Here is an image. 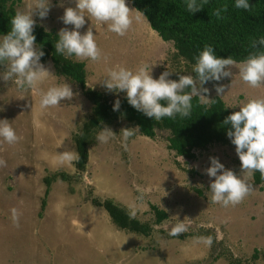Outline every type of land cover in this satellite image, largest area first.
Here are the masks:
<instances>
[{"label":"rangeland","instance_id":"obj_1","mask_svg":"<svg viewBox=\"0 0 264 264\" xmlns=\"http://www.w3.org/2000/svg\"><path fill=\"white\" fill-rule=\"evenodd\" d=\"M9 2L14 4L16 13H26L34 4V0H9ZM49 2L52 7L47 18L40 19L38 15H33L36 24L43 26L46 31H49L51 26L58 32L65 27L72 30L73 27L64 25L60 18L65 8L75 7V0H49ZM61 4L62 7L59 6ZM85 15L86 22L79 29L80 33L84 34L91 27L93 34L96 35L98 46L108 57L106 62H93L96 64V69L94 68L97 71L96 75H93L94 71L87 69L86 87L95 91L104 89L102 84L107 79L108 70L115 69L117 66L135 71L146 64L151 66L150 74L153 79H158L163 72L168 71L172 73L168 79L176 82L179 81L181 75H192L193 66L176 55L172 43L162 42L156 34H153V31L146 28L147 26L142 21L134 20L127 34L118 36L109 31L108 24L102 25L87 14ZM44 66L52 75L26 91L17 86L15 78L7 82L0 79V120H8L17 136L21 138L13 145L5 143L3 138H0V160L6 162V166H0V181L9 180L11 182H8L9 186L4 187L5 192L0 191V207L5 214L0 215V264H14L13 261L17 264H22V262L24 264H52L50 252L53 241L59 239V236L61 239L65 237L63 241L65 242L64 261L66 264H145L147 261L143 259V255L140 257L133 255L134 247L136 245L141 248L146 246V249H149L150 245L157 246L158 244L159 247L160 242L166 243L162 248L165 256L159 257V261H163L162 264H169L168 260L176 264H188L186 262L188 251L185 252V245L188 243H186V236L178 239L177 248H174L175 243L173 246L169 244V239L177 238V236L170 235L172 228L178 221L183 220L187 231L178 236L196 232L201 236L197 243L202 241L203 245L207 246L209 245L205 239L211 237V249L215 250L218 255L220 253L221 259H227L225 264L232 259L230 251L234 252L237 248L240 254L234 258V261H238L236 264L263 263L261 255L264 253L263 185H254L250 178L249 183L253 185L254 191L242 203L234 207H224L213 203L211 199L210 184L214 182V178L205 174V169L211 166L210 157L218 158L226 170H232L237 176L241 174L240 161L234 144H212L204 150L193 151V158L183 157L182 162L180 156H175L173 152L167 150L166 132H156L153 139L136 133L124 140L121 130L134 126L123 120H117L103 124L96 130L94 140L87 148L88 156L84 170L79 172L74 166L75 159L61 162L56 154L59 155L65 151L74 152L72 135L77 133L85 123L90 104L75 84L55 76L50 63ZM6 71L7 62L5 61L0 66V77ZM231 72L230 77L220 81H209L203 85L209 90L206 94L208 99L217 96L227 109L237 112L240 110L239 107L249 99L264 98V87L251 88L244 83L239 75L238 67L232 68ZM65 83L70 84L73 98L61 101V104L55 107L56 113H52L51 108L42 110L43 114L50 112L46 117L48 119L38 118L39 121L36 120L35 108L40 101L38 100L40 94L51 87ZM221 85L225 90L222 95L218 96L215 87ZM103 91L107 93L109 102L126 95L125 92H110L107 89ZM31 102L33 106L30 105ZM200 102L204 103L201 100ZM33 115L34 119L31 120ZM29 121H32L30 129L27 128ZM103 126H107L116 134L107 143H102L97 139ZM39 131L41 134L37 133ZM40 147L46 150V154H42ZM127 164H131L133 168L124 171L123 166ZM155 165L157 167H154ZM34 167L39 177L35 175L36 172L32 175ZM60 174L66 176V181L56 178L49 183L47 188L49 199L53 192L56 196L51 198L52 209L46 211L45 216L44 206L35 208V203L38 204L43 198V189L46 190L43 178L53 175L58 177ZM156 174L157 178L154 177ZM125 180L130 181L131 200L137 202V210L135 209L132 213L128 212L140 223L149 224L151 229L148 236H139L138 244L132 241L135 236L133 233H124L125 236H123L124 234L121 235L114 228L112 230L114 236L111 235L108 227L106 228L105 223L108 225V220H106L107 216L104 211L93 208L90 204L93 198L99 201L109 200L106 199L107 197L114 200L115 197L113 199L108 195L109 187L119 192L122 197L128 198L129 187L124 186ZM155 182L157 192H142L136 195L133 193L139 186H143L145 190H151L150 187ZM44 198L46 204L47 197L44 196ZM150 205L163 211L166 219L154 225ZM13 208L21 213L19 228L13 226L11 218ZM95 211H100V214L90 213ZM62 223L64 228L63 233L60 234L62 230L59 225L62 226ZM31 233L34 234L32 240L36 238L44 242V256L36 253L34 258L30 259L24 251L25 241L31 242L29 240ZM229 233L238 234V237L235 236L236 238L233 239L234 237ZM121 237H123L125 247L129 245L130 251L126 249L125 253H114L113 259H108V261L105 260V256L101 258L98 255L97 252L104 249V244L109 241L119 244ZM192 242L195 241L191 240L190 243ZM14 244H17L16 247L19 250H15V257L11 253L13 250H10ZM59 244L61 246L62 243ZM101 248V251H97ZM211 249L209 259L207 253L206 262L215 256ZM253 249H256L260 255L255 261L250 258ZM53 253L56 252L53 250ZM149 257L150 261L154 260L150 254ZM150 261L148 260V263L153 264ZM206 262L203 264H208ZM57 264H63L62 258L57 259Z\"/></svg>","mask_w":264,"mask_h":264},{"label":"clouds","instance_id":"obj_2","mask_svg":"<svg viewBox=\"0 0 264 264\" xmlns=\"http://www.w3.org/2000/svg\"><path fill=\"white\" fill-rule=\"evenodd\" d=\"M207 3L208 0H200L199 3L198 0H186V8L188 12L195 13L202 10ZM234 6L244 10H249L251 7L248 0H235ZM51 7L49 0H34L28 12L16 13L11 19V30L0 39V63L7 62V71L0 79L7 82L15 78V83L21 90L34 88L39 82L52 75L49 69L40 63L44 52L36 47V37L32 34L36 25L33 15L45 19ZM226 11L227 5H223L213 11V16L220 19L221 13ZM133 13H135L134 17ZM85 14L102 25L108 24L109 31L118 36H125L132 28L134 20L147 22L145 14L137 9L130 10L126 0H75V7L65 8L60 18L64 25H72L73 29L69 30L66 27L60 29L59 40L55 45L57 53L92 62L108 60L107 55L98 46L91 27L84 34L80 33L79 29L86 22ZM251 46L264 48V38L253 41ZM234 67L239 68V75L248 86L264 87V51L250 54L237 65L230 56L217 57L214 49L207 45L199 54L193 68L195 77L181 75L176 82L168 79L172 73L165 71L158 79H153L150 74L151 66L146 64L135 71L117 66L108 70L107 79L102 85L110 92H125L128 103L150 119L171 118L176 114L187 117L191 112L193 96L199 97L204 103L213 101L207 98L206 94L209 90L203 85L209 81H220L232 76L231 69ZM224 90L222 85L215 87L218 96L222 95ZM72 98V88L70 84L65 83L41 93L39 107L41 110L58 107L61 101ZM161 101H166L167 106H162ZM119 108L120 101L116 100L113 111H118ZM239 109L229 115L223 124L230 125L227 136L235 145L241 174L237 176L232 170H226L215 157L209 158L211 166L205 169V174L214 178V182L210 184L212 202L224 207H234L242 203L254 191L253 185L249 183L254 172H259L264 177V98L249 99ZM138 130L139 126L122 129L123 139L127 140L134 136ZM115 135L110 128L103 126L97 139L107 143ZM0 138L9 145L16 144L21 139L8 120H0ZM56 156L61 162L79 158L78 154L72 151H65ZM180 160L183 162L182 156ZM0 166H6V162L0 160ZM20 215L16 208L11 209L14 227L19 228ZM183 221L177 222L170 235L178 236L187 231ZM205 242L210 246L212 238H206Z\"/></svg>","mask_w":264,"mask_h":264},{"label":"trees","instance_id":"obj_3","mask_svg":"<svg viewBox=\"0 0 264 264\" xmlns=\"http://www.w3.org/2000/svg\"><path fill=\"white\" fill-rule=\"evenodd\" d=\"M126 2L133 9L142 11L147 18L149 29L162 42H171L176 55L193 68L206 45L214 49L217 57L230 56L237 63L244 61L254 52L264 51V48L251 46L253 41L264 38V0H248L251 6L249 10L236 8L235 0H208L204 8L195 13L188 12L186 0H126ZM13 5L9 0H0V38L11 30V19L16 15ZM223 5H227V11L222 12V18L217 19L213 16V11ZM32 34L36 37V47L44 52L40 63L43 65L50 63L55 75L75 84L91 105V113L85 123L72 135L75 153L79 157L74 160L77 171L84 170L87 146L93 142L96 130L103 124L117 120H123L134 127L139 126L138 135L148 139H153L158 131L166 132L167 150L173 152L175 156L187 159L193 158V151L204 150L212 144H232L227 136L230 125H224L223 121L235 111L227 109L219 97L213 96L209 99L213 100L212 102L204 104L198 97L193 96L191 112L187 117L176 114L171 118L150 119L134 109L126 96L116 99L120 101V108L113 111L116 100L109 102L107 93L86 87L83 64L73 61V56L66 57L56 52L55 45L59 40L57 33L53 30L45 31L35 25ZM3 63H0V66ZM192 76H196L193 69ZM166 103L161 101L162 106H167ZM56 178L66 181V176L62 174L58 177L53 175L44 178L45 194L49 183ZM251 180L254 185L262 184L264 187V177L259 172H254ZM90 203L102 208L118 230L144 237L151 231L149 224L135 220L127 210L111 200L99 201L93 198ZM40 206L41 208L44 206V200ZM149 209L153 214L154 225L166 219L163 211L152 205ZM258 253L253 249L250 258L255 261ZM261 255L264 264V253Z\"/></svg>","mask_w":264,"mask_h":264},{"label":"crops","instance_id":"obj_4","mask_svg":"<svg viewBox=\"0 0 264 264\" xmlns=\"http://www.w3.org/2000/svg\"><path fill=\"white\" fill-rule=\"evenodd\" d=\"M126 5L130 8V10L131 9H133L131 6H130V4L129 3H127L126 2ZM135 16V13H133V17ZM143 22V21H142ZM144 23V25L145 26H147L146 28H148V30L149 31H151L150 29H149V27H148V24H147V22H143ZM134 24V23H133ZM37 26H39V27H41L43 30H45L44 29V27L43 26H41V25H39V24H36ZM72 26V25H71ZM73 27V26H72ZM73 29V28H72ZM49 30H53L55 33H59L58 31H56V29H54V28H52V26H51V28L49 29ZM46 31V30H45ZM153 34H155V33H153ZM154 45V44H153ZM72 59H73V61H76V62H81L82 64H83V67H84V72H85V81H86V76H88L87 75V73H88V71H87V69H90V71L91 72H93V75H96L97 74V71L95 70L96 69V64L95 63H93L92 61H90V60H80V59H78V58H76L75 56H73L72 57ZM108 61V60H107ZM91 66H92V69H91ZM95 68V69H94ZM53 73H54V71H53ZM55 74V73H54ZM56 76V75H55ZM58 77V76H57ZM58 78H60V79H63L64 80V78H61V77H58ZM65 81H66V79H65ZM106 88H104V89H102V90H100V92H104L103 90H105ZM124 96H126V95H124ZM85 99V98H84ZM38 100H40V99H38ZM39 102V101H38ZM89 103V102H88ZM90 104V103H89ZM31 106H33L32 105V102H31V104H30ZM37 107L35 108V110L37 111V114L35 115V116H37V118H35L36 120H38L39 121V119H48V118H46V117H48L49 116V113L47 114V113H45V114H43V112H42V110L40 109V107H39V103H38V105H36ZM56 108L55 107H52L51 108V112L53 113V112H55L56 113V110H55ZM32 110L34 111V108H32ZM90 113H91V105H90V111H89V114H88V116L90 115ZM34 115H33V117H31V120L32 119H34ZM39 118V119H38ZM88 118V117H87ZM86 118V119H87ZM43 121V120H42ZM86 121V120H85ZM31 124H32V121H29L28 123H27V128H29L30 129V126H31ZM26 128V129H27ZM28 130V129H27ZM36 131V130H35ZM38 131V130H37ZM37 133H39V134H41L40 133V131L39 132H37ZM73 143V142H72ZM32 145V144H31ZM74 145V144H73ZM74 147V146H73ZM87 148H88V146H87ZM40 151L42 152V154L44 155V154H46V150L44 149V148H42V147H40ZM74 153H75V148H74ZM87 156H88V154H87ZM87 161V160H86ZM86 164V163H85ZM123 167H125L124 168V171H127V170H131V168H133L132 167V165L131 164H127V165H124ZM154 167H157L156 165L154 166ZM143 170H145V169H143ZM155 171L157 172V169L155 168ZM34 172H36V168L34 167V170H33V172H32V175L34 174ZM37 174V172L35 173V175ZM36 176H38L39 177V175H36ZM45 176H47V175H45ZM154 177H156L157 178V174L156 175H154ZM49 178V177H48ZM44 179V178H43ZM5 182V184H3ZM8 182L9 183H11L9 180L7 181H0V191H3V192H5L6 190H5V188L4 187H7V186H9V184H8ZM154 182V181H153ZM157 182V181H156ZM155 182V184H153L150 188H151V190H145V188L143 187V186H139L138 188H134L135 190H134V194L136 195V194H140V193H142V192H145V193H148V192H150V193H152V192H154V191H156L157 192V183ZM7 183V184H6ZM125 184H124V186H127V187H129V189H128V198H124V197H122V195L121 194H119V192H117V191H114V189L113 188H110L109 187V189H110V192H108V195L109 196H111V197H113V199H114V197H115V201L114 200H112V198H106V199H109V200H111L113 203H115L116 205H118L119 207H121V208H123V209H125V210H127V211H129V212H133L137 207H136V201H134V200H131V198H130V186H129V183H130V181H127V180H125V182H124ZM44 188H46L45 186H44ZM112 190V191H111ZM45 189H43V191H42V193H43V198H42V200H44V209H45V212H44V215L46 216V211H51V209H52V204L50 203L51 202V198H54V196H56V193H54L53 192V195L51 196V198L49 199V196L50 195H48V191L46 192V194H45ZM113 192V193H112ZM48 195V196H47ZM44 196L45 197H47V199H46V204H45V198H44ZM41 200V201H42ZM1 201V200H0ZM41 201L38 203V204H36L35 203V208H36V206H40L41 205ZM49 202V203H48ZM91 204V203H90ZM63 206H65V205H63ZM91 206H93L92 204H91ZM47 207V208H46ZM95 206H93V208H94ZM95 208H97V209H101V210H103L102 208H100V207H95ZM137 210V209H136ZM65 211V210H64ZM104 211V210H103ZM69 213V212H68ZM90 213H95L96 215H99L100 214V211H95V212H90ZM104 213L106 214V220H108L107 222H108V225H107V223H105L106 224V228L108 227V232H110L111 233V235H113V233H112V230L115 228L116 230H118L112 223H111V221H110V219H109V217H108V215H107V213L104 211ZM67 213H65V215H66ZM0 215H5L4 214V212H3V210H2V208L0 207ZM35 215V214H34ZM65 223V222H64ZM60 226V228H61V230H62V232H60V234H62L63 233V228H64V225H63V223H62V226L61 225H59ZM200 231H202L201 229H199ZM119 232H120V234L121 235H123L124 233H130V232H127V231H121V230H118ZM199 231V232H200ZM33 233H34V231H33ZM33 233H31V238H29V240L31 241V242H26L25 240V245H23V247H24V251H26L27 252V254H28V257L31 259V257L32 258H34V256H35V254L36 253H38L40 256H44L45 255V252H44V250H43V244H44V242H41L40 240H38V239H36V238H34L33 240H32V236H34V234ZM134 234V233H133ZM135 236H134V238L132 239V241H136L135 243H137V241L139 242L140 241V239H139V236H141V235H138V234H134ZM138 237H137V236ZM186 235V249H185V252L186 251H188V252H186V262L189 264H194V263H202L203 264V262H206L205 260H207V253H208V259H209V250L212 248L211 246H207L206 244L205 245H203V242L202 241H200L199 243H197V241L199 240L198 238H200L201 236L198 234V233H196V232H193V233H186L185 234ZM229 235L230 236H232V237H234L233 239H235L236 237L235 236H237L238 237V234H235V233H229ZM114 236V235H113ZM123 236H125V234L123 235ZM44 237H47V235H44ZM142 237H144V236H142ZM63 238L65 239V237H62V239H61V237L59 236V239H57V240H55V241H53V239H52V241H53V246H52V251L50 252V257H51V262H52V264H57V259H59V258H62V260H63V264H66V262L64 261V249H65V247H64V244H65V242L63 241ZM122 238V240L120 241L119 240V244H115L113 241H109L108 243H106V244H104V249L102 250V248L101 249H98L97 251H101V252H97V253H99L98 255L102 258L103 256H105L104 258H105V260L106 261H108V259H113V257H114V253H117V252H119V253H121V252H123V253H125V251H126V249L128 250V251H130L128 248H129V245H126V247H125V245H124V240H123V237H121ZM10 239H11V237H10ZM118 239H119V237H118ZM62 240V241H61ZM170 240V241H169ZM169 240H165V241H169V244H170V246H173L174 245V243L176 244L175 245V247L174 248H177L178 247V238H171V239H169ZM195 241V242H192V243H190V241ZM62 243L61 244V246H60V244L59 243ZM128 244V243H127ZM138 244V243H137ZM165 244L166 243H162V242H160L159 243V247H158V244H157V246H155V245H150V247H149V249H146V246L144 247H140V246H138V245H136L135 247H134V250H133V255H135V256H137V257H140L141 255H143V259H146V261H147V263H145V264H150V263H148V260L150 261V257H149V254L151 255V257H154L153 259L154 260H152V261H150V262H153V264L155 263V262H157V264H162L163 263V261H159V257H161V258H163L165 255L162 253V248H164V246H165ZM16 245L17 244H14V246H13V248L11 247L10 248V250H13V252H11L12 253V256H16V252H15V250H17V251H19L18 249H17V247H16ZM158 247V248H157ZM198 247H200V248H198ZM182 248H184V247H182ZM154 249V250H153ZM53 250L56 252V253H53ZM139 250H141V251H139ZM183 250V249H182ZM212 250V249H211ZM154 251H156L155 253H154ZM180 251H181V248H180ZM213 252H214V255L215 256H212V258H211V260L210 261H208V262H206V263H208V264H225L224 262H225V260H227V259H221L220 258V253H219V255H218V253H216V251L215 250H212ZM253 251V250H252ZM252 251H251V253H252ZM175 252H176V249H175ZM181 252H183V251H181ZM231 253H230V256H231V258L232 259H230L229 261L230 262H228V264H236V263H238V261H234V258H237L236 256H237V254H240L239 253V250H238V248L237 249H235L234 250V252L233 251H230ZM148 253V254H147ZM154 253V254H153ZM177 253V252H176ZM156 255H157V258H156ZM147 257V258H146ZM165 259H166V257H165ZM169 261V264H172L171 262H173V264H176L174 261H171V260H168ZM13 263L14 264H17V263H15L14 261H13ZM22 264H24L23 262H22Z\"/></svg>","mask_w":264,"mask_h":264}]
</instances>
